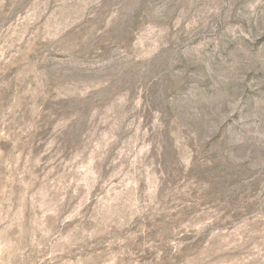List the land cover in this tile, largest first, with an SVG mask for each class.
I'll return each instance as SVG.
<instances>
[{
    "label": "rangeland",
    "instance_id": "1",
    "mask_svg": "<svg viewBox=\"0 0 264 264\" xmlns=\"http://www.w3.org/2000/svg\"><path fill=\"white\" fill-rule=\"evenodd\" d=\"M0 264H264V0H0Z\"/></svg>",
    "mask_w": 264,
    "mask_h": 264
}]
</instances>
